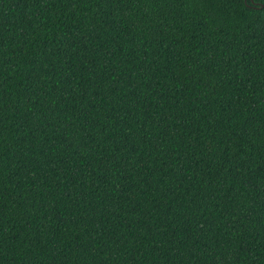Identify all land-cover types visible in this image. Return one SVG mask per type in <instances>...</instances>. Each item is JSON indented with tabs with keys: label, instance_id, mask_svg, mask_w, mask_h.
Returning a JSON list of instances; mask_svg holds the SVG:
<instances>
[{
	"label": "trees",
	"instance_id": "obj_1",
	"mask_svg": "<svg viewBox=\"0 0 264 264\" xmlns=\"http://www.w3.org/2000/svg\"><path fill=\"white\" fill-rule=\"evenodd\" d=\"M0 264H264V0H0Z\"/></svg>",
	"mask_w": 264,
	"mask_h": 264
},
{
	"label": "flooded vegetation",
	"instance_id": "obj_2",
	"mask_svg": "<svg viewBox=\"0 0 264 264\" xmlns=\"http://www.w3.org/2000/svg\"><path fill=\"white\" fill-rule=\"evenodd\" d=\"M255 4H257V2H254Z\"/></svg>",
	"mask_w": 264,
	"mask_h": 264
}]
</instances>
